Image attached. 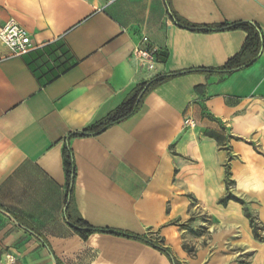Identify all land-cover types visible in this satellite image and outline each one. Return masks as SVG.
Segmentation results:
<instances>
[{
    "label": "crops",
    "instance_id": "1",
    "mask_svg": "<svg viewBox=\"0 0 264 264\" xmlns=\"http://www.w3.org/2000/svg\"><path fill=\"white\" fill-rule=\"evenodd\" d=\"M169 10L201 26L256 24L258 57L227 75L175 76L129 118L70 136L102 120L136 84L220 67L246 40L242 29L180 27ZM10 19L33 48L14 56L0 42V257L264 264V239L249 216L264 226V0H0V25ZM142 36L155 51L154 71L132 55ZM75 226L98 230L82 235Z\"/></svg>",
    "mask_w": 264,
    "mask_h": 264
},
{
    "label": "trees",
    "instance_id": "2",
    "mask_svg": "<svg viewBox=\"0 0 264 264\" xmlns=\"http://www.w3.org/2000/svg\"><path fill=\"white\" fill-rule=\"evenodd\" d=\"M170 15L176 22V24L180 27L194 30V31H212V30H228V29H242L247 32L246 40L238 54H236L234 57L229 59L224 65L220 67H201V68H193L186 71H179V72H171L168 74H157L154 77L142 81L138 84H136L133 89L130 91L129 95L113 110L111 111L107 116H105L102 120L96 121L83 129L82 131H76L73 133H70V136H84V135H96L108 128L111 125L117 124L133 114H135L141 105L143 97L152 89L159 86L160 84L164 83L165 81L175 77L179 76L185 73H192V72H218L221 75H227L232 73L235 70L247 67L252 62L255 61V59L258 57L261 45H262V39H261V32L258 28V26L254 23H251L249 21H234V22H225L220 23L216 25H196L189 23L188 21H185L183 19L178 18L175 13L171 10ZM64 155V167L65 172L67 175L68 181L71 180L73 175V159H72V153L70 149L65 148L63 150ZM79 226H83L82 224H79ZM78 226H75L77 228V231L85 235L93 230H98L95 228L87 227L85 229H81ZM108 230V229H105ZM111 231V230H109ZM116 232L121 235H127L134 238H140L144 239L140 235H133L121 231H111ZM254 232V228H253ZM151 244L159 247L162 251L169 254L167 249L160 247L157 245V243L153 241H149ZM173 264H179L176 260L173 259Z\"/></svg>",
    "mask_w": 264,
    "mask_h": 264
},
{
    "label": "built area",
    "instance_id": "3",
    "mask_svg": "<svg viewBox=\"0 0 264 264\" xmlns=\"http://www.w3.org/2000/svg\"><path fill=\"white\" fill-rule=\"evenodd\" d=\"M0 42L7 46L12 55H22L33 48L32 40L24 27L15 19L8 20L0 25ZM146 36L140 38L139 44L132 51V55L150 71L155 70L156 56L154 49H150ZM0 264H17V257L12 253H6L0 257Z\"/></svg>",
    "mask_w": 264,
    "mask_h": 264
},
{
    "label": "rangeland",
    "instance_id": "4",
    "mask_svg": "<svg viewBox=\"0 0 264 264\" xmlns=\"http://www.w3.org/2000/svg\"><path fill=\"white\" fill-rule=\"evenodd\" d=\"M234 181L232 180V178L229 179V181H227V186H229V188H233L234 187ZM249 214V213H248ZM250 219H251V226L252 229L254 228V235L257 239L259 240H263L264 239V226L262 225L261 222H259L257 220V217H255L254 215L249 214Z\"/></svg>",
    "mask_w": 264,
    "mask_h": 264
}]
</instances>
